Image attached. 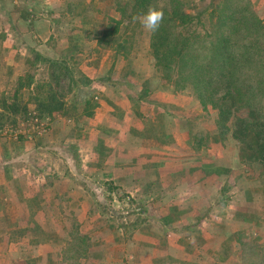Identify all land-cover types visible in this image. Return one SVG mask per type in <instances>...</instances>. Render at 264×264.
<instances>
[{"label": "crops", "instance_id": "1", "mask_svg": "<svg viewBox=\"0 0 264 264\" xmlns=\"http://www.w3.org/2000/svg\"><path fill=\"white\" fill-rule=\"evenodd\" d=\"M42 1L46 5L0 0V111L27 72L26 53L76 59L75 69L87 76L98 68L108 72L121 58L116 48L100 44L98 25L109 11L117 14L113 0ZM64 25L69 30L58 47L54 33ZM148 74L139 84L97 87L101 103L92 98L94 84L77 80L76 95L54 113L46 142H27L16 160L0 165L6 194L0 196V217L15 219L18 235L13 245L0 244L10 263L243 264L242 229L228 220L213 223L237 214L264 218V174L257 163L250 166L243 147L228 146L212 128L215 122L198 98ZM34 84L23 90L31 92ZM107 86L120 90L111 97L116 107L100 94ZM6 151L0 147V154ZM107 185L148 203L152 217L137 229L103 223L102 199L85 187ZM73 217L90 237L76 263L64 261L69 238L63 236Z\"/></svg>", "mask_w": 264, "mask_h": 264}, {"label": "trees", "instance_id": "2", "mask_svg": "<svg viewBox=\"0 0 264 264\" xmlns=\"http://www.w3.org/2000/svg\"><path fill=\"white\" fill-rule=\"evenodd\" d=\"M158 1L134 0L129 19L144 13L149 5ZM128 6L129 1L120 9L122 20ZM155 6L162 8L164 19L152 35L151 48L158 67L163 70L164 80L178 78L177 83H182V87L192 85L205 110L211 106L219 111L221 134L232 132L233 138L246 144L264 166V19L250 0H219L211 7L212 34L208 35L211 38L206 39L202 50L198 51L195 33L189 31L183 37V29L179 30L188 28L195 15L180 0H165L163 7ZM44 60L50 65L52 79L47 99L38 103L37 109L53 115L65 109V102L58 96L62 66L58 60ZM33 80L31 77L27 85ZM23 86L25 84L20 79L11 96L13 101L10 104L4 101L0 119L6 112L14 118L19 113H28L27 105L18 102V93ZM115 190L121 191L120 198H128L129 203L136 204V209L129 212L133 220L120 223L121 228L137 229L152 217L148 203L132 198L118 186L107 185L110 194ZM78 240L86 245L87 252L90 237L79 234ZM239 241L244 256L256 252L253 245L248 247L242 235ZM263 262L255 258L249 261L250 264Z\"/></svg>", "mask_w": 264, "mask_h": 264}, {"label": "rangeland", "instance_id": "3", "mask_svg": "<svg viewBox=\"0 0 264 264\" xmlns=\"http://www.w3.org/2000/svg\"><path fill=\"white\" fill-rule=\"evenodd\" d=\"M128 1L130 2V6L126 8L127 10L125 12V18L122 20L120 18V9L121 7L123 8L124 3ZM133 1L134 0H113L112 9H115L117 11V14L113 15L114 11H109L108 13H106L105 24L98 25L100 27V32H102L100 33V35H102L100 44L106 48H116V50L121 52V58L119 60L116 59V64L113 69H110L108 72H106V69L99 70L98 68L96 69V72H93V74L92 72H90L89 74L91 75L87 76V74L82 73L78 69V67L75 69L74 61L76 63V59H72L71 61H69V59L53 58V60H58L62 66V69L59 71V73L62 74L60 79V86L58 89V96L60 97V99H70L73 97V95H76V91L73 90V84H75L78 80L82 85L94 84L97 90H91L95 92L92 98L95 102L101 103V99L98 100L95 98L96 95H98L97 87H102V84L110 81L119 84L118 88L126 83H129V85L133 84L132 81H135V83L139 84L145 78L144 75H141L142 73H149V77L155 80L157 79L156 82H158L159 80L161 82L170 83L179 91L182 90L186 93L189 92L195 98H198L197 92L192 85H186L185 87H182V83H177L178 78L173 79L172 81L164 80L163 70L162 68L158 67L152 53L151 43L153 32L146 31L144 28H142L138 21H134V19L130 20L128 17L133 11ZM180 1L183 3L186 9L190 10L195 15V18L188 28L182 27L179 30L182 31L183 29V37L186 36L189 31L192 34L195 33L194 41L197 43L196 45L198 51H200L202 50L201 47H203L204 41L211 38L210 36L208 37V35L212 34V22L210 17L211 7L213 3H216L219 0ZM33 2L38 5H46V3H44V1L42 0H33ZM250 2L259 16L264 19V0H250ZM164 3L165 0H159L158 2H155L154 5L163 7ZM52 4L54 5V7H57V2H52ZM116 16L117 19L115 18ZM59 18L60 15L54 17V19ZM68 30L69 28L68 26L66 27V25H64V28L56 29V33L54 34L57 38H59V41L56 42V45L58 47H61L63 45L60 38L64 37L67 34ZM39 45L40 43H38L37 46L39 47ZM44 48L45 47H43L42 49ZM31 55L32 56L29 57L28 53H26V57H22V63H25V69H27V72L22 77V83H24L25 86H29L30 84L27 85V82L31 77H34L33 81H35V84L33 86V90H31V92H29L28 89L23 90V86L18 93V102L22 105H27L28 113L24 115L19 113V115L14 118L12 115L6 112L5 117L3 119H0V147H2L3 152L7 150L6 154H0V165H4V167L8 165L9 161L13 162L14 160H16V154L18 155L21 153L20 149L27 146V142L31 143L32 145L33 142L37 141L36 139H40L41 141L44 137H46L47 133L50 130L52 119L54 117V114L48 115L46 113H41L37 109V104L40 102H44L47 99L48 88L52 78L50 65L44 59H51V57L44 58L42 55H39L41 59L37 60L35 57V59L33 58V53ZM126 62H128L129 65L126 66ZM132 68H134L136 73H133L132 78H129L127 71ZM17 87L18 84H16V86L9 90L10 94L8 95L9 98L7 100L10 99L12 93ZM111 87L114 86H107L105 90L100 91V94H104L102 98L104 100L105 98L107 99V103L108 105H110V107H116L111 97L120 90ZM91 91H87L89 95H91ZM9 101L11 103L13 101L12 98ZM208 113L215 122L212 128L220 134L221 138H224L226 140L227 145L232 147H243L246 151L244 156L246 157L247 162L253 164L250 166H254V163H257L258 171H261L264 174V166L260 164V161L258 160L256 154L252 150L247 149L248 146L246 144L235 140L232 136V132H227L226 135L221 134L218 124L219 111L210 106L208 108ZM58 114L59 113L57 112V114H55V117H57ZM42 141L46 142V139H43ZM250 142L251 144L253 143L252 140ZM44 146H49V144L45 143ZM0 174H3V172H1ZM85 188L89 191V193H91L92 197L97 196L98 199V196L100 195L99 197L102 199V205L100 204L101 207H99L103 212L102 215L105 216L103 218V223H106V221H108L109 223L111 222L112 225L114 224L120 227V223H125L126 221L133 220L132 216L129 215V212L131 213L134 209H136V204L129 203L128 198H120V196L122 195L121 191L115 190L112 194H110L107 191V186L106 189L105 187H102L103 189L101 190L95 189V187ZM4 195L6 194L3 192V187H1L0 196L4 197ZM262 208L264 213V206ZM234 213L236 214V212ZM214 220L215 221L213 225H218L220 223L225 224L226 220H228V222L231 223L230 225H232L233 227L237 225V228L242 229V238L243 240H246L245 242L248 243V247H250V245H253V247L255 248V253H247L246 256H243V264H250L249 261L254 258L258 261L264 260V218H260L255 215L246 216L245 214L242 216H238L237 214V216L235 217L228 216L223 219ZM14 221L15 219L0 217V244L2 247H4V245L6 246V243L8 245L12 242L14 243L18 238V235H16L15 232V227L13 226ZM77 221L78 220H76V218L74 217L71 219L69 223L72 225V229L69 230V227L67 225L68 232H65V235L63 236L65 239L66 237L69 238L67 240L66 249L64 250V261H67L68 259V262L72 263H76L78 261V257L86 252V245L80 243V241L78 240V235L83 233L80 230V227L77 226ZM2 247H0V264H12L10 263V259L3 257L2 254L6 252L3 251ZM7 252L10 254L9 256H12L13 250Z\"/></svg>", "mask_w": 264, "mask_h": 264}, {"label": "clouds", "instance_id": "4", "mask_svg": "<svg viewBox=\"0 0 264 264\" xmlns=\"http://www.w3.org/2000/svg\"><path fill=\"white\" fill-rule=\"evenodd\" d=\"M134 21H138L142 28L149 32H156L164 19V12L162 8H158L155 5H149L147 10L133 18Z\"/></svg>", "mask_w": 264, "mask_h": 264}]
</instances>
